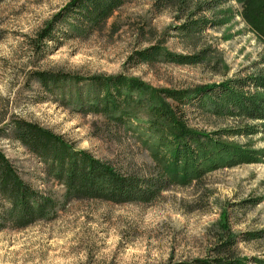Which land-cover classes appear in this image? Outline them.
I'll list each match as a JSON object with an SVG mask.
<instances>
[{"label":"rangeland","instance_id":"1","mask_svg":"<svg viewBox=\"0 0 264 264\" xmlns=\"http://www.w3.org/2000/svg\"><path fill=\"white\" fill-rule=\"evenodd\" d=\"M71 1H0V149L26 182L61 203L52 219L24 228H14L0 217V264H175L212 258L219 241L227 237L225 221L236 239L235 258L245 264L264 263V156L211 170L186 186H171L149 204L76 199L64 203V186L47 177L40 158L10 128L18 118L36 122L124 171L156 176L155 162L138 136L109 124L104 116L84 112L86 98L97 91L96 85L88 88L89 79L119 74L141 78L155 88L191 92L185 104L167 99L189 129L213 135L221 129L259 125L261 121L217 116L194 99L199 89L217 88L264 69V37L244 21L241 4L207 0L216 7L195 18L217 24L186 35L179 28L188 17L178 18V8L159 10L157 0H127L102 30L86 38H67L61 24L59 41L50 42L44 54L37 53L31 37ZM159 43L175 54L205 55L202 62L189 65L129 63L136 49ZM39 70L61 71L85 81L68 82L48 93L35 76ZM77 91L85 100L79 101L83 107L67 102ZM220 138L264 150L262 129ZM7 207L0 198V212Z\"/></svg>","mask_w":264,"mask_h":264},{"label":"trees","instance_id":"2","mask_svg":"<svg viewBox=\"0 0 264 264\" xmlns=\"http://www.w3.org/2000/svg\"><path fill=\"white\" fill-rule=\"evenodd\" d=\"M237 1L242 6L244 21L264 37V0ZM126 2L72 0L63 11L35 32L30 39L31 46L37 53L44 54L50 42L59 41L58 26L61 24L68 31L61 35L86 38L102 30ZM156 3L159 10L173 6L181 12L178 18L188 17L187 22L179 28L186 35L217 24L205 17L195 18L197 14L216 7L213 1L157 0ZM204 55L205 51L189 55L175 54L159 43L136 49L129 57V63L189 65L202 62ZM35 76L48 93H54L68 82L76 85L85 81L61 71L39 70ZM88 82V88L96 85L97 91L86 98L88 101L84 102V107L79 104V101H85L81 91H77L78 94L72 100L67 99V102L82 106L86 113L104 116L109 124L121 126L138 136L155 162L157 175L144 176L124 171L111 161L95 157L88 150L77 149L63 136L39 123L15 119L10 125L14 137L40 158L47 177L64 186V203L76 199L149 204L171 186H186L211 170L256 162L264 156V150L239 146L220 138L253 135L259 129L264 130V69L224 82L217 88L197 91L194 99H197L199 106L208 108L217 116L261 121L255 126L221 129L213 135L189 129L174 111V106L167 101L171 99L178 104L187 103L192 98L188 90L155 88L141 78L125 74L91 77ZM247 88H253L255 92L247 91ZM140 113L145 115L146 121L140 118ZM0 198L8 203V207L0 212V217L14 228L52 219L61 204L52 194L42 193L26 182L1 149ZM224 223L227 237L219 241L216 256L175 264H245L235 258L236 239L228 221ZM257 262L264 264L263 261Z\"/></svg>","mask_w":264,"mask_h":264}]
</instances>
